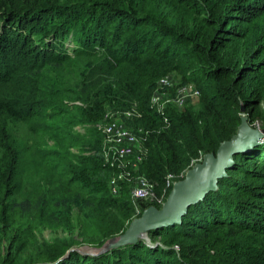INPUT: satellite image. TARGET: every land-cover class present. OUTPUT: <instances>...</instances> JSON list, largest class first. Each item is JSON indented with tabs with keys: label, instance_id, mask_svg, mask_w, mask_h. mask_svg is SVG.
Instances as JSON below:
<instances>
[{
	"label": "trees",
	"instance_id": "obj_1",
	"mask_svg": "<svg viewBox=\"0 0 264 264\" xmlns=\"http://www.w3.org/2000/svg\"><path fill=\"white\" fill-rule=\"evenodd\" d=\"M173 67L199 89L200 110L149 106ZM132 105L142 111L130 122L145 148L138 172L157 196L215 152L243 111L263 135L179 222L65 254L161 205L135 204L126 181L117 194L109 187L117 168L96 125ZM27 156L44 169L31 193L20 184ZM85 209L91 230L77 219ZM50 225L69 239L49 242ZM0 264H264V0H0Z\"/></svg>",
	"mask_w": 264,
	"mask_h": 264
},
{
	"label": "water",
	"instance_id": "obj_2",
	"mask_svg": "<svg viewBox=\"0 0 264 264\" xmlns=\"http://www.w3.org/2000/svg\"><path fill=\"white\" fill-rule=\"evenodd\" d=\"M262 135L261 128L258 125L252 126L243 111L236 131L229 138L220 141L215 152H205L202 159L193 163L181 179L175 180L159 207L155 204L145 207L131 219L123 232L107 238L102 245H73L65 254L73 249L82 253H101L140 237L146 238L147 232L152 228L179 222L191 203L201 199L208 190L216 188L217 180L225 174L233 154L260 142Z\"/></svg>",
	"mask_w": 264,
	"mask_h": 264
},
{
	"label": "built area",
	"instance_id": "obj_3",
	"mask_svg": "<svg viewBox=\"0 0 264 264\" xmlns=\"http://www.w3.org/2000/svg\"><path fill=\"white\" fill-rule=\"evenodd\" d=\"M198 94L199 89L194 83L180 84L170 74H164L156 81L149 97V106L165 114L168 104L182 105ZM141 116L142 111L135 105L123 109L109 108L97 122L96 126L102 134L103 155L110 160V165H115L117 168L116 173L109 179V187L112 193L117 194L120 183L126 181L130 188V198L135 204L140 200H153L161 204L165 199L164 193L157 196L153 190V183L144 174L138 172L139 164L145 156V148L130 122ZM174 181L169 177L165 189L171 187ZM137 211H139L138 206Z\"/></svg>",
	"mask_w": 264,
	"mask_h": 264
},
{
	"label": "rangeland",
	"instance_id": "obj_4",
	"mask_svg": "<svg viewBox=\"0 0 264 264\" xmlns=\"http://www.w3.org/2000/svg\"><path fill=\"white\" fill-rule=\"evenodd\" d=\"M166 74H170L174 78V80L176 82L179 81L180 84L193 83L192 81H189L187 76L178 67H173L172 69L168 70ZM172 90L174 91V89ZM198 97L199 94L194 97H191L187 102H184L182 105L175 104V106L180 108L183 107L184 105H191L195 110L198 111L200 110ZM257 125L258 123L256 122L252 123V126H257ZM20 169L22 171V175L20 176L21 178L20 184H21L22 192L25 193L35 192L37 189L36 184L41 183L44 178L43 167L34 163V161L29 156H27V158L21 164ZM151 202L154 201L151 200ZM77 219H79L83 223V225L88 227L90 230L95 226L96 217H95V213L91 210L85 209L83 212H80L79 215H77ZM74 232H76V230H74ZM43 234L49 242L57 245L60 242L62 243L63 241L68 240L70 235L68 231L61 230L60 228H57L55 226L52 227L51 225L44 228ZM102 243H104V241ZM83 244H89L91 247L102 245V244H92V243H83Z\"/></svg>",
	"mask_w": 264,
	"mask_h": 264
}]
</instances>
